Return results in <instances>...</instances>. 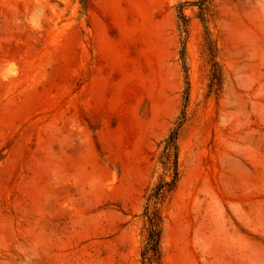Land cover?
Instances as JSON below:
<instances>
[{
  "label": "rangeland",
  "instance_id": "1",
  "mask_svg": "<svg viewBox=\"0 0 264 264\" xmlns=\"http://www.w3.org/2000/svg\"><path fill=\"white\" fill-rule=\"evenodd\" d=\"M0 0V264H140V216L182 108L176 5ZM209 94L188 8L190 95L164 264H264V0H213Z\"/></svg>",
  "mask_w": 264,
  "mask_h": 264
},
{
  "label": "trees",
  "instance_id": "2",
  "mask_svg": "<svg viewBox=\"0 0 264 264\" xmlns=\"http://www.w3.org/2000/svg\"><path fill=\"white\" fill-rule=\"evenodd\" d=\"M79 5V21L85 22L88 27L89 0H77ZM193 8L196 19L202 30V49L209 65L207 92L219 95L223 86V70L219 59V42L212 27L211 20L214 14L213 0H192L179 2L176 5L177 28L181 40L180 67L183 76L182 108L159 154L158 165L160 174L146 198L140 214L143 223L144 244L139 254L140 264H164V255L161 247L164 218L161 207L175 191L179 181V138L186 123V108L189 102L190 81L187 52L189 37V17L186 9Z\"/></svg>",
  "mask_w": 264,
  "mask_h": 264
}]
</instances>
